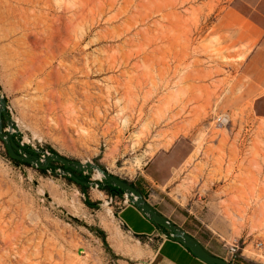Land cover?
I'll return each mask as SVG.
<instances>
[{"label":"rangeland","instance_id":"1","mask_svg":"<svg viewBox=\"0 0 264 264\" xmlns=\"http://www.w3.org/2000/svg\"><path fill=\"white\" fill-rule=\"evenodd\" d=\"M258 1L117 0L113 9L100 12L90 8V0H0V89L18 126L15 137L32 148L100 164L145 187L175 220L199 210L200 219L189 217L188 226L228 261L222 237L250 234L244 262L264 264V97L255 100L236 89L235 74L229 76L230 91L217 80L209 83L219 76L204 71L201 59L221 53L214 25L224 8L237 3L250 13L248 3ZM258 8L264 14V6ZM128 73L142 86L128 90ZM56 90L65 95L53 104ZM224 94L227 101L221 100ZM220 113L229 122H217ZM181 163L213 165L215 201L195 202L200 181L194 178L182 177V199L191 196L182 200V209L155 186L168 181ZM60 170L45 174L14 163L0 139V173L13 198L0 201V264H87L80 250L95 229L105 232L107 252L120 253L116 259L146 264L144 240L131 245L121 233L112 236L119 230L112 224L118 204L107 199L110 194L90 186L97 205L89 207L85 194ZM95 172L84 175L102 182ZM178 179L176 172L172 183ZM206 224L217 234L211 235ZM256 240L263 242L260 250L254 248ZM133 247L141 259L127 257Z\"/></svg>","mask_w":264,"mask_h":264},{"label":"crops","instance_id":"2","mask_svg":"<svg viewBox=\"0 0 264 264\" xmlns=\"http://www.w3.org/2000/svg\"><path fill=\"white\" fill-rule=\"evenodd\" d=\"M244 1V0H243ZM250 13L240 8L239 4H228L224 10L219 14L214 29L216 31L215 38L218 40L219 49L221 53L218 55H205L201 59L204 61L202 69L204 71H211L213 74L219 76L215 80L208 81L214 83L216 80L218 84L222 85L224 92L232 90L229 76L235 74L236 79L232 83H236V89L246 91L248 96H254L255 100L264 97V23L260 21L261 15L264 14L258 8L264 6V0H259L257 3L249 4ZM213 37V36H212ZM211 37V38H212ZM245 53V54H244ZM243 55V56H241ZM216 69H220L215 72ZM246 99V97H245ZM222 101L228 99L222 97ZM250 100V99H249ZM213 165L207 164L201 168L199 164L181 163L179 167L172 170L170 179L163 183H156L155 186L160 189L171 201L176 202L178 207L182 209V200H189L191 196L185 194L182 199V191L185 189L182 184V177L184 181L196 179L200 181V185L196 187L195 202H213L217 197V190L211 189L214 183L212 180ZM176 172L179 175L177 184L172 183ZM172 178V179H171ZM174 182V181H173ZM226 186V185H222ZM143 189L144 197L164 216L168 217L175 224L185 229L190 234L194 235L211 253L224 257L222 254L212 251L206 243L197 236V233L188 226V218L200 219L199 210H188L191 216L182 218V213L178 215V220L173 219L167 213L160 210L159 207L152 201V194L148 193L145 187ZM186 193V191H184ZM165 198V197H164ZM227 196L221 197L225 201ZM120 221L125 222L127 227L132 231L128 233L125 227L120 225ZM112 224L120 230L122 240L125 244L130 243L135 245L144 240L141 249L144 252L142 259L146 260V264H208L198 256H196L186 245L175 238H166L161 242L162 236L166 233L160 229L155 222L150 220L136 205L133 203L117 211L115 220ZM209 233L217 232L206 224ZM95 232V231H94ZM96 233V232H95ZM219 236L222 237L221 234ZM161 242V243H160ZM156 243V244H155ZM103 239L96 233L93 239H89L80 252L87 254V264H110L114 260L120 264L127 262L128 259H116L120 255L119 252L111 250L107 252V248L103 247ZM130 260L140 257L135 256L136 253L133 248H130ZM140 258V259H141Z\"/></svg>","mask_w":264,"mask_h":264},{"label":"water","instance_id":"3","mask_svg":"<svg viewBox=\"0 0 264 264\" xmlns=\"http://www.w3.org/2000/svg\"><path fill=\"white\" fill-rule=\"evenodd\" d=\"M3 121L7 123V129L4 128ZM17 128V123L8 110L7 99L0 89V139L3 140L12 158L42 169L48 168L53 161L60 162L68 168V170H60L61 175H70L77 182L89 186H94L97 182L84 181L78 178L71 170H76L77 172H85L88 170L99 171L102 173V178L105 183L120 188L131 203L136 205L150 220L165 226L175 239L186 245L196 256L208 264H232L226 258L211 253L194 235L161 214L144 197L141 190L130 181L115 175L107 168L92 161L83 162L69 158L59 152H48L32 147L31 149L26 148V145L19 138L15 137Z\"/></svg>","mask_w":264,"mask_h":264},{"label":"bare ground","instance_id":"4","mask_svg":"<svg viewBox=\"0 0 264 264\" xmlns=\"http://www.w3.org/2000/svg\"><path fill=\"white\" fill-rule=\"evenodd\" d=\"M116 1L117 0H90V2H89V4H90V8L92 9V10H99L100 12H104V9H113L114 8V5L116 4ZM76 14V13H75ZM74 15V14H73ZM121 15V13H117V14H115V15H113V16H111L110 18H109V21L110 22H113V21H115V20H117L118 18H119V16ZM86 16H87V14H83L82 13V18H86ZM78 19V18H77ZM73 25H74V21L72 22V20H69V21H67L66 22V29H67V31H69V32H71L72 31V29H73ZM85 37V34H84V36H83V38ZM161 70H163V68L161 69ZM131 72H133V71H131ZM135 72V71H134ZM145 72V71H144ZM124 73V75L126 74L127 75V73H125V72H123ZM160 73V72H159ZM164 73V72H163ZM129 74V73H128ZM137 74V72L134 74V77H135V75ZM152 74V73H151ZM129 76H130V78H131V75L129 74ZM132 76H133V74H132ZM136 76H138V75H136ZM150 76V75H149ZM154 75H151L150 77H153ZM113 78V80H114V78L115 77H112ZM161 78V77H160ZM147 79H148V77H147ZM153 79H155V78H153ZM121 80V79H120ZM153 81V80H152ZM118 82H119V80H118ZM120 82H122V81H120ZM143 83V81L142 80H140L139 78L138 79H135V78H131L129 81H127V83H125V84H128V90H129V85L131 86V85H133V87H135L134 85H141ZM152 83H154V82H152ZM122 84H124V83H122ZM119 85V84H118ZM118 85H116V87L118 86ZM142 86V85H141ZM98 87V86H97ZM121 88V87H120ZM101 89V88H100ZM126 89H127V87H126ZM136 89V88H135ZM141 89V88H140ZM76 90V89H75ZM127 90V91H128ZM134 90V89H133ZM82 91H83V88H82ZM97 91V90H96ZM78 92V91H77ZM89 92V91H88ZM213 92V91H212ZM67 93V92H66ZM104 93V92H103ZM129 93V92H128ZM135 93V92H134ZM99 94V93H98ZM138 94V93H137ZM64 95H65V93L63 92V90H56V91H54L53 93H52V95H51V100H52V103L54 104V103H56L55 101H58V103L59 102H61L63 99V97H64ZM104 95V94H103ZM129 95V94H128ZM139 95V94H138ZM87 96V95H86ZM102 96V95H101ZM123 96H126V95H123ZM70 96H67V99L69 98ZM77 97V96H76ZM84 97H85V95H84ZM98 97V96H97ZM121 97V96H120ZM78 98V97H77ZM90 98V97H89ZM88 98V99H89ZM124 98V97H123ZM127 98H129V97H127ZM50 99V98H49ZM76 99V98H75ZM125 99V98H124ZM131 99V98H130ZM132 99H134V98H132ZM87 100V99H86ZM121 100V99H120ZM48 101V100H47ZM133 101V100H132ZM70 102V101H69ZM102 102H104V101H102ZM51 103V104H52ZM74 103H76V102H74ZM87 103V102H86ZM50 104V105H51ZM60 104H62V105H64L63 103H60ZM88 104V103H87ZM106 104V103H105ZM135 104V103H134ZM69 105V104H68ZM73 105L74 104H72L71 105V102H70V106L71 107H73ZM96 105V104H95ZM69 106V107H70ZM87 106V105H86ZM75 107V106H74ZM97 107V106H96ZM142 107V106H141ZM140 107V108H141ZM99 108V107H98ZM189 122H192V121H189ZM189 128V127H188ZM223 133H225V132H223ZM175 135V134H174ZM218 135V134H217ZM225 135V134H224ZM219 136V135H218ZM223 136V135H222ZM225 138V137H224ZM223 138V139H224ZM227 138H228V136H227ZM258 138V137H257ZM220 140H223V139H221V138H219ZM255 140V139H254ZM258 140V139H257ZM220 142H222V141H220ZM225 142V141H224ZM234 142V141H233ZM256 141H254V143H255ZM227 143V142H226ZM225 143V144H226ZM222 144V143H221ZM224 144V143H223ZM224 144V145H225ZM233 144H235V143H233ZM232 144V145H233ZM231 145V146H232ZM257 145V144H256ZM235 146H236V144H235ZM217 147H220V146H217ZM258 147V146H257ZM221 148V147H220ZM225 148V147H224ZM256 148V147H255ZM222 149H223V147H222ZM232 149H233V147H232ZM237 149V148H236ZM221 150V149H220ZM234 150V149H233ZM233 150H232V152H233ZM239 150V149H238ZM259 150V149H258ZM251 151H253L252 149H251ZM231 152V153H232ZM235 155V154H234ZM233 155V156H234ZM260 155V154H259ZM109 156L111 157L112 156V153H110L109 154ZM233 156H232V158H233ZM237 157V156H236ZM258 157V156H257ZM260 157V156H259ZM261 158V157H260ZM259 158V159H260ZM258 160V159H257ZM231 161V160H230ZM234 162V161H233ZM246 165V164H245ZM248 166V165H247ZM244 168V167H243ZM245 169H247V167L245 166ZM248 170H250V169H248ZM255 173V172H254ZM251 174H253V170H252V173H251V171H250V175ZM95 177L96 178H101L102 177V173L101 172H99V171H96L95 172ZM7 198H11V199H13L12 197H11V185H10V183L8 182V180L6 179V176H5V174H3V173H0V201H5ZM7 201V200H6ZM3 202H1L0 203V209L2 208V207H4V205H3ZM264 207V206H263ZM260 209H261V207H259ZM262 210V213H263V208L261 209ZM109 212H111V208L109 207V208H107L106 209V214H109ZM261 213V212H260ZM259 213V214H260ZM258 214V215H259ZM261 216H262V214H261ZM104 219H106L105 217H104ZM111 234H112V236L113 237H115V238H118L119 237V234H120V232H119V230H112L111 231ZM133 251H135V253L136 252H138L139 251V249L138 248H134L133 247Z\"/></svg>","mask_w":264,"mask_h":264},{"label":"built area","instance_id":"5","mask_svg":"<svg viewBox=\"0 0 264 264\" xmlns=\"http://www.w3.org/2000/svg\"><path fill=\"white\" fill-rule=\"evenodd\" d=\"M217 122L219 123H227L229 122V116L225 113H220L218 116H217ZM95 188L96 189H101L100 187V184L99 182L95 183ZM101 193H103V189H101L100 191ZM107 199L110 200V202H115L116 204H118V211L123 209L124 207L132 204L127 196L124 194V196L122 198H120L119 196L117 195H107L106 196ZM114 214V213H113ZM120 225L122 227H125L128 231V233H131L132 234V231L127 227V225L125 224V222L123 221H120ZM250 237V234H247L246 236H239V237H232V238H225V237H222V240H223V243H224V247L228 250V254L230 256L229 258V261L232 263V264H245L244 262V256H246V248H247V240L249 239ZM166 238H174L172 236L171 233H165L163 236H162V239H161V242L166 239ZM160 242V243H161ZM254 248L256 250H260L262 247H263V242L262 241H257L255 242L254 244Z\"/></svg>","mask_w":264,"mask_h":264},{"label":"trees","instance_id":"6","mask_svg":"<svg viewBox=\"0 0 264 264\" xmlns=\"http://www.w3.org/2000/svg\"><path fill=\"white\" fill-rule=\"evenodd\" d=\"M0 88H1V86H0ZM3 124L5 125V121H3ZM5 147H6V146H5ZM25 147L31 149L30 146H25ZM51 151H52V152H56V151H54V150H51ZM6 155H7V157H8L11 161H13V162L16 163V164L32 166V165L29 164V163L22 162V161H19V160H16V159L12 158V157L10 156V154H9V152H8V150H7V148H6ZM38 155H40V154H38ZM36 168H37V167H36ZM58 169H61V170H68V168H66L62 163H60V162H56V161L51 162L50 165H49V167L46 168V169L37 168L38 171H40L41 173H45V174H46L48 171H51L53 174H58V172H57ZM71 171H72L74 174H76L78 178H80V179H82V180H84V181H90V180H89V176L84 175V172H77L76 170H71ZM65 177H66L69 181L75 183V184L80 188V190L85 194V196H86V198H85V203H86L89 207H92V208H93V207H95V205H97V203L91 201V199H90V197H89V192H88V190H89V188H90L89 185H86V184H84V183L77 182V181L74 180L70 175H65ZM131 183H132L133 185H135L137 188H139V189L141 190L142 193H144L143 189L141 188V186H140L139 184H137V183H133V182H131ZM99 184H100L101 189L105 190L106 192H108V193L111 194V195H117V196H119L120 198H122V197L124 196V193H123V191H122L120 188H117V187H115V186L109 185V184L105 183L104 180H103L102 182H99ZM156 225H157L160 229H162L164 232H166V233H168V234L170 233L169 230H168L165 226L160 225V224H157V223H156ZM95 232H96V233H97V234L103 239L104 244H105L107 247H109V246H108V243H107V240H106V234H105V232H104L103 230H101V229H95Z\"/></svg>","mask_w":264,"mask_h":264}]
</instances>
